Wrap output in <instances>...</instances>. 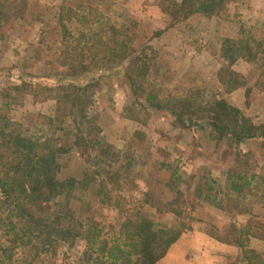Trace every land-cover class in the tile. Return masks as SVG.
Returning <instances> with one entry per match:
<instances>
[{
  "label": "rangeland",
  "instance_id": "1",
  "mask_svg": "<svg viewBox=\"0 0 264 264\" xmlns=\"http://www.w3.org/2000/svg\"><path fill=\"white\" fill-rule=\"evenodd\" d=\"M250 1L225 0L212 14L184 16L181 0H0V111L25 134L53 132L46 118L56 117L57 104L25 90L18 96L9 90L12 84H98L93 90L97 139L108 154L94 166L101 151L91 149L97 139L90 137L88 149L72 147L59 158V179L84 180V189L75 190L68 205L84 235L93 226L101 240L112 243L123 232L122 224L139 212L157 225L180 223L183 233L186 228L206 230L225 246L227 264H244L241 250L232 244L240 231L252 237H240L243 250L264 251V183L259 181L264 178V135L240 144L226 136L217 142L207 119L183 126L169 109L144 102L149 91L161 106L172 98L197 103L222 99L255 127L263 125L264 26L249 18ZM111 32L124 41L128 56L145 44L153 49L147 52L145 92L130 86V68L118 60L93 62L92 53L104 51L100 42L112 46ZM238 83L246 88L241 108L228 100ZM229 171L258 178L234 195L226 187ZM174 199L178 204L171 207ZM55 209L49 205V211ZM172 209L182 212L179 219ZM0 214L7 211L1 207ZM105 261L77 240L40 255L33 264Z\"/></svg>",
  "mask_w": 264,
  "mask_h": 264
},
{
  "label": "trees",
  "instance_id": "2",
  "mask_svg": "<svg viewBox=\"0 0 264 264\" xmlns=\"http://www.w3.org/2000/svg\"><path fill=\"white\" fill-rule=\"evenodd\" d=\"M224 1L181 0V3L184 16H188L196 12L212 14L214 10L221 8ZM110 28L111 31L115 30ZM109 35L112 46L100 42L104 51L102 55L100 51L93 52V62L118 60L120 66L130 68V75L126 74L130 86L134 90L145 92L144 82L151 61L147 52L151 53L153 49L145 44L139 52L131 50L128 56L124 53V41L118 39L116 33L111 32ZM227 60L231 62L233 58ZM232 76L237 77L234 74ZM241 85L238 83L233 88ZM19 86L12 84L9 90L15 91L18 96L25 90L34 93L36 97L38 94L42 95H39L41 99H52L57 104V114L56 117L46 118V123L53 132L38 137L25 134L19 123L13 122L0 111V208L7 211L4 217L0 214V264H33L34 259L40 255L53 254L59 245H73L77 240H84L90 250L95 248L98 254H102L106 259L104 264H157L183 233V225H157L147 216L133 211L135 213L130 220L120 227L123 232L128 233L124 241L120 238L123 232L112 243L101 240L99 231L93 226L89 227L92 231L88 229L84 235L82 224L74 223L68 206L70 195L75 190L84 189V180H61L58 177L61 156L68 154L72 147L78 149V152L88 149L87 139L98 138L100 130L96 125L97 102L93 91L98 84L46 87L23 83ZM6 97L9 98V95ZM16 100L13 98V102ZM191 100L172 98L168 105L161 106L152 91L147 92L144 97L148 107L169 109L183 126L207 119L212 132L216 134L214 139L217 142L226 136L232 143L240 144L242 141L264 135V124L255 127L241 116L240 110L222 99L212 103H197V99ZM172 102L175 105H171ZM8 106L5 104L4 108L9 110ZM174 107L181 111H176ZM187 116H196L197 119H184ZM69 140L70 143H67ZM95 148L98 152L103 150L100 139L91 144V149ZM104 154H108L107 150L101 151L100 155L93 158L94 166L102 163L100 158ZM257 178V175L247 176L229 171L226 173V187L231 194L241 195ZM259 179L263 184L264 178ZM261 193L264 197V187ZM214 200L216 201V197ZM177 204L174 199L170 206ZM49 205L55 206L56 209L49 211ZM170 212L177 219L182 215V212L175 209ZM240 237H246V241L252 237L248 236V231H240L232 243L241 250L240 256L244 264H264V251L250 248L243 250L244 243ZM1 240L8 245H2ZM261 241L264 242V239ZM97 245H100V249Z\"/></svg>",
  "mask_w": 264,
  "mask_h": 264
},
{
  "label": "crops",
  "instance_id": "3",
  "mask_svg": "<svg viewBox=\"0 0 264 264\" xmlns=\"http://www.w3.org/2000/svg\"><path fill=\"white\" fill-rule=\"evenodd\" d=\"M249 6V18L258 27H263L264 0H251ZM245 90L238 87L228 94L231 105L244 107ZM224 248L206 230L196 228L182 233L157 264H227Z\"/></svg>",
  "mask_w": 264,
  "mask_h": 264
}]
</instances>
